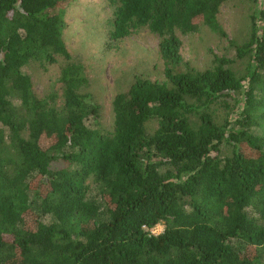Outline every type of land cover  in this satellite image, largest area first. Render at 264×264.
<instances>
[{"label":"trees","instance_id":"obj_1","mask_svg":"<svg viewBox=\"0 0 264 264\" xmlns=\"http://www.w3.org/2000/svg\"><path fill=\"white\" fill-rule=\"evenodd\" d=\"M108 1L109 39L146 27L163 61L111 129L63 38L71 0H0V264H264V0L203 68L178 33L226 37L227 0ZM59 56L38 95L27 68Z\"/></svg>","mask_w":264,"mask_h":264},{"label":"rangeland","instance_id":"obj_2","mask_svg":"<svg viewBox=\"0 0 264 264\" xmlns=\"http://www.w3.org/2000/svg\"><path fill=\"white\" fill-rule=\"evenodd\" d=\"M252 5V0H227L221 6L218 21L226 37L218 36L203 25L195 32L178 33L183 60L203 68L210 64L213 55L231 53L233 48L229 47L228 39L239 42L246 37ZM64 8L66 24L63 38L72 58L84 64L89 81L83 90L101 106L102 126L111 129L113 97L126 92L138 74L151 79L162 77L159 38L142 27L122 39L110 40L108 33L113 6L108 0H71ZM65 63L59 56L57 62L46 69L36 63L29 65L27 70L38 95L59 86L60 70ZM162 229L161 224L155 227L156 233Z\"/></svg>","mask_w":264,"mask_h":264},{"label":"built area","instance_id":"obj_3","mask_svg":"<svg viewBox=\"0 0 264 264\" xmlns=\"http://www.w3.org/2000/svg\"><path fill=\"white\" fill-rule=\"evenodd\" d=\"M143 227H145V226H143ZM149 232H150L151 234H156V230H155V228H150V229H149Z\"/></svg>","mask_w":264,"mask_h":264}]
</instances>
